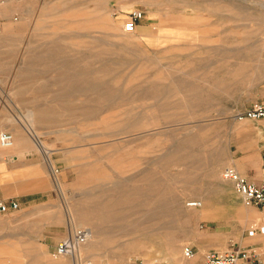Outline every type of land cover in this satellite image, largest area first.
Listing matches in <instances>:
<instances>
[{"label":"rangeland","instance_id":"rangeland-1","mask_svg":"<svg viewBox=\"0 0 264 264\" xmlns=\"http://www.w3.org/2000/svg\"><path fill=\"white\" fill-rule=\"evenodd\" d=\"M257 100L264 0H0V131L27 144L5 154L23 167L0 197L43 214L0 232V264H203L264 236L248 234L264 205L222 177L264 163V118L233 116ZM76 228L92 233L81 251L56 255Z\"/></svg>","mask_w":264,"mask_h":264},{"label":"built area","instance_id":"built-area-1","mask_svg":"<svg viewBox=\"0 0 264 264\" xmlns=\"http://www.w3.org/2000/svg\"><path fill=\"white\" fill-rule=\"evenodd\" d=\"M144 17V11L134 9L129 18L124 22L126 31H133L137 23ZM235 119H261L264 118V102L257 100L243 110L234 112ZM14 135L10 130L0 131V147H10L13 144ZM222 177L224 180L233 182V185L246 205L263 206L264 205V180L260 182L249 179L241 173L235 166H226L223 169ZM193 206L202 205L201 200L191 202ZM19 201L16 199L1 200L0 211L6 212L11 209L19 208ZM258 233L264 234V225L253 224L248 231L250 236ZM88 237L87 228H76L74 232L62 238L56 246V255H69L75 252L77 244L84 243ZM195 249L192 245L183 247V255L191 258L195 255ZM203 264H264V252L255 246L244 247L238 244L232 245L226 249H211L206 252Z\"/></svg>","mask_w":264,"mask_h":264},{"label":"crops","instance_id":"crops-1","mask_svg":"<svg viewBox=\"0 0 264 264\" xmlns=\"http://www.w3.org/2000/svg\"><path fill=\"white\" fill-rule=\"evenodd\" d=\"M250 120H253V119H250ZM258 125H262V123L258 122ZM262 131L263 129L260 130L259 133H261ZM26 147H27L26 139L24 140L18 139L15 146H13L11 149L0 150V159H1L0 160V186L4 185L5 187V183H1V181L3 182L5 180L12 179L16 182L17 179L19 178L18 176H20V171L22 170V167H23L22 165H20V163L10 164L8 161H6V157H4L5 154L9 152L14 153L13 160H14V157L16 156L15 158V161H16V160L22 159L21 158L22 152H24ZM244 167L245 168H243L242 173L246 175L249 179L256 181V182H260L264 180V163H258L257 161L253 159L251 164H248L247 166H244ZM11 184L7 183V186ZM29 189L31 188H28L27 185L22 189L15 188L12 185L10 188L8 187V193H13L17 191H28ZM26 194L28 195L30 194V192ZM9 198L10 197L2 199V197H0V201L5 200V199L8 200ZM11 199H14V198H11ZM18 209L19 208L11 209L6 212L0 211V232L1 234H5V236L6 235H10V236L20 235L21 233H27V231L30 232V230L35 231L38 228L37 215H43L42 213H38L36 211L35 212L19 211ZM258 234H262V233H258ZM252 239L253 238L245 240L244 238H231L230 237L227 239L225 243L220 244L217 248H209L207 251L211 249L223 250V249L230 247L231 244L237 243L238 245L244 246V247L258 245L259 249L264 252V236L260 235L256 237L255 239L253 240ZM206 252L203 254V260H204V256Z\"/></svg>","mask_w":264,"mask_h":264},{"label":"bare ground","instance_id":"bare-ground-1","mask_svg":"<svg viewBox=\"0 0 264 264\" xmlns=\"http://www.w3.org/2000/svg\"><path fill=\"white\" fill-rule=\"evenodd\" d=\"M66 28V27H65ZM2 131V130H1ZM12 133H13V135H14V141H13V144L10 146V147H0V150H2V149H11L13 146H15V144L17 143V141H18V135H17V130H16V128H12ZM37 137H38V135H37ZM39 147L41 148V149H43L44 151H45V153H46V155H48L49 154V152H50V148H49V146L48 145H46L45 143H40L39 142ZM42 150V151H43ZM44 153V152H43ZM192 203L191 202H189L188 203V205H191ZM75 223V222H74ZM88 228V227H87ZM91 230V229H90ZM89 230V231H90ZM89 231H88V237L87 238H90V236H91V234L92 233H89ZM75 251H77V252H80L81 251V249H80V244H77V246H76V250ZM82 253V252H81Z\"/></svg>","mask_w":264,"mask_h":264}]
</instances>
